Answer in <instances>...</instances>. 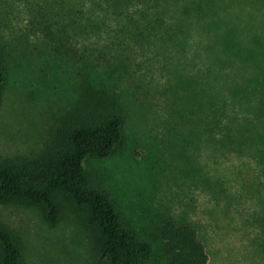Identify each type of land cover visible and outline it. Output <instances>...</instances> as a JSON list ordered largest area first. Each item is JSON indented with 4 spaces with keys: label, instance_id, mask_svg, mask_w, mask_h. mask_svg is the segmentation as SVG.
<instances>
[{
    "label": "rangeland",
    "instance_id": "obj_1",
    "mask_svg": "<svg viewBox=\"0 0 264 264\" xmlns=\"http://www.w3.org/2000/svg\"><path fill=\"white\" fill-rule=\"evenodd\" d=\"M99 1L0 0L9 67L0 157L43 149L64 114L90 102L81 89L97 87L122 106L127 139L117 154L88 157L84 167L149 243L144 264L165 263L160 229L168 219L196 226L208 264H264V0L217 2V26L191 2L169 0L166 22L180 27L170 36L103 11ZM123 4L144 25L143 2ZM182 6L190 16L181 15ZM74 7L84 9L85 19L103 21L105 30L98 36L67 30L72 18L64 13ZM68 49L100 50V58L78 61ZM95 69L113 70L110 87L90 75ZM208 121L243 126L237 142L243 150L225 147L223 128L209 131ZM60 205V220L50 225L40 207L0 204V222L20 238L27 264H92L84 217L62 198Z\"/></svg>",
    "mask_w": 264,
    "mask_h": 264
},
{
    "label": "trees",
    "instance_id": "obj_2",
    "mask_svg": "<svg viewBox=\"0 0 264 264\" xmlns=\"http://www.w3.org/2000/svg\"><path fill=\"white\" fill-rule=\"evenodd\" d=\"M141 1L144 4V9L140 11L145 18L144 25L134 18L135 12L127 10L123 0H101L98 7L108 13L114 10L117 16L124 15L123 19L127 22L136 26L141 24V29L147 32L160 31L170 36L180 30L176 24L166 22L171 9L169 0H165L164 5L162 0ZM186 1L199 8L200 13L205 11L213 20V24L210 23L212 26H217L222 20L217 2L223 0ZM180 11L183 16L191 14L186 6H182ZM64 14L72 18L66 25L67 30L73 29L80 35L95 33L97 36V33L105 30L103 21L85 19L82 7L69 8ZM46 16L55 17L46 12L41 17ZM219 40L230 46L223 35L219 36ZM99 51L68 49L67 53L78 61L87 59L92 64L99 60ZM107 71L103 73L95 69L89 72L90 75L95 73L96 79L103 76L105 80L102 85L110 87L112 83L108 81V73L110 75L113 70ZM8 76L5 49L0 44V104ZM99 92L97 87L81 89V99H90V102H79L64 114L55 135L40 151L0 157V204L15 202L40 207L47 223L56 225L61 217L62 198L73 206L77 214L84 217L85 225L92 234V264H144L151 252L149 243L129 227L116 209L111 195L91 184L84 167L88 157L107 159L117 154L124 148L127 139L126 117L122 106L118 102L115 104V101H108ZM203 124L209 131L223 128L220 142L229 150H243L242 144L237 143L246 131L243 126L234 123L221 125V121L218 124L213 121ZM160 238L166 258L164 264H208L206 247L192 223L168 219L160 229ZM0 264H27L20 238L1 222Z\"/></svg>",
    "mask_w": 264,
    "mask_h": 264
}]
</instances>
